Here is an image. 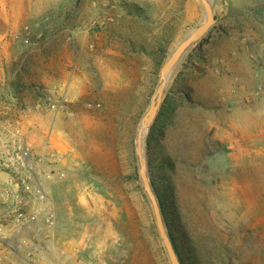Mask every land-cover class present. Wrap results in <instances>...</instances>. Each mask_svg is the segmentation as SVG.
<instances>
[{
	"label": "rangeland",
	"instance_id": "374dc122",
	"mask_svg": "<svg viewBox=\"0 0 264 264\" xmlns=\"http://www.w3.org/2000/svg\"><path fill=\"white\" fill-rule=\"evenodd\" d=\"M210 3L215 22L172 68L148 127V177L162 175L168 187L186 264H264V0ZM15 4L20 28L0 43V210L18 179L7 151L22 150V167L61 174L48 196L71 264H171L136 135L162 65L205 20L200 1ZM58 97L68 111L52 108ZM32 112L42 134L64 133L68 146L53 158L26 143Z\"/></svg>",
	"mask_w": 264,
	"mask_h": 264
},
{
	"label": "built area",
	"instance_id": "2783aa9c",
	"mask_svg": "<svg viewBox=\"0 0 264 264\" xmlns=\"http://www.w3.org/2000/svg\"><path fill=\"white\" fill-rule=\"evenodd\" d=\"M260 60L264 65V54L260 55ZM255 76H258L257 71ZM235 80L237 79L235 78ZM257 87L261 88L260 85ZM51 106L63 111L69 109V103L64 97H58ZM10 152L7 151L10 154L9 159L12 161L13 167L11 168L18 179L12 181L14 187L8 205L0 210V264L3 259L10 260L4 254L5 251L18 252L24 250L27 241L25 233L33 232L45 240L51 237L56 223V213L42 182L61 178L59 172H55L49 167H22L27 159V152L22 150ZM23 170L26 171L25 174ZM37 172H41L44 178L42 182L31 180ZM9 241H13L12 249L7 245ZM24 263L43 264L40 259L33 255L30 248L25 254ZM11 264L15 263L11 261Z\"/></svg>",
	"mask_w": 264,
	"mask_h": 264
},
{
	"label": "crops",
	"instance_id": "0c3cea01",
	"mask_svg": "<svg viewBox=\"0 0 264 264\" xmlns=\"http://www.w3.org/2000/svg\"><path fill=\"white\" fill-rule=\"evenodd\" d=\"M17 11L22 12V9L19 8V4H15V0H0V43H10L12 37L17 33L18 28H20L21 17L16 14ZM60 112L63 113L62 111H56L53 113L60 114ZM48 118L52 119L53 117L50 115ZM42 119V117L40 118V114H36V112H32L25 118L26 123L32 125V127L30 128L28 125L26 126L24 138L26 143L36 152L53 158L59 153V151L64 150L68 144L63 139L64 133L56 132L55 135H52V133L46 132L42 134L40 127L37 126ZM49 168L56 169L57 167ZM55 183L57 182H42V185L47 190L49 196H51V188ZM57 224L58 222L56 221L52 235L47 240L33 232L25 233V239H27V241L24 250L18 252L10 250V260L5 261L3 264H11V261L15 264H25L24 257L28 248L32 249L33 255L40 259L43 264H71L69 255H65V253L68 252V249L60 245L56 238L58 231ZM12 242L13 241L7 242V245L10 246L11 249L13 248Z\"/></svg>",
	"mask_w": 264,
	"mask_h": 264
},
{
	"label": "water",
	"instance_id": "95a60500",
	"mask_svg": "<svg viewBox=\"0 0 264 264\" xmlns=\"http://www.w3.org/2000/svg\"><path fill=\"white\" fill-rule=\"evenodd\" d=\"M205 14L204 22L199 25L197 28L192 30L172 51L169 57L166 59L164 64L162 65L159 73V81L156 87V91L154 93L153 99L150 103V107L142 117L140 124L138 126L137 135H136V154L139 162V176L141 183L143 185V189L151 203L153 213L155 216V221L157 225V229L159 231L160 237L163 241V244L166 248L168 257L170 259L171 264H180V261L177 257V254L173 248L171 240L166 233L165 226L162 219L161 209L157 200V197L153 191L152 185L150 183L148 177V167H147V159L144 153V139L146 133L148 131V127L153 121L157 108L161 102V98L164 92V89L167 84L168 77L174 65L180 59L181 55L184 51L191 47L194 43L199 41L205 33L209 30V28L214 24L215 18L213 14V9L210 3V0H199ZM64 164L66 163V159L62 161Z\"/></svg>",
	"mask_w": 264,
	"mask_h": 264
},
{
	"label": "trees",
	"instance_id": "16d2710c",
	"mask_svg": "<svg viewBox=\"0 0 264 264\" xmlns=\"http://www.w3.org/2000/svg\"><path fill=\"white\" fill-rule=\"evenodd\" d=\"M158 50H161V52H164L162 50L161 44L158 47ZM162 63V60L159 61V65ZM164 159H161L160 163H163ZM150 183L152 185L153 191L157 197L161 213H162V219L163 223L165 226V230L167 235L169 236L171 243L173 245V248L177 254V257L180 261V264H186L183 254L181 253L182 251L179 249L178 246V237L176 234L173 232L174 226H173V221H179V214L177 212H174L173 215L169 214L168 211L165 208V200H166V191L168 189L167 185L163 182V177L162 175L159 174H154L153 173L149 177ZM171 210V209H169Z\"/></svg>",
	"mask_w": 264,
	"mask_h": 264
}]
</instances>
